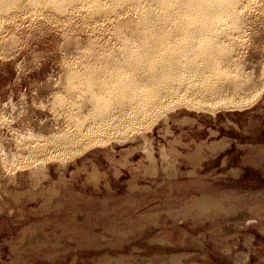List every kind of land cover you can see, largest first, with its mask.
<instances>
[{
	"label": "rangeland",
	"instance_id": "rangeland-1",
	"mask_svg": "<svg viewBox=\"0 0 264 264\" xmlns=\"http://www.w3.org/2000/svg\"><path fill=\"white\" fill-rule=\"evenodd\" d=\"M54 1L0 8V264H264V0H235V18L168 54L194 55L193 85L136 115L128 85L145 79L126 81L97 134L95 94L120 82L133 47L168 56L158 29L185 15L162 20L149 0ZM207 74L255 90L202 95Z\"/></svg>",
	"mask_w": 264,
	"mask_h": 264
},
{
	"label": "bare ground",
	"instance_id": "bare-ground-1",
	"mask_svg": "<svg viewBox=\"0 0 264 264\" xmlns=\"http://www.w3.org/2000/svg\"><path fill=\"white\" fill-rule=\"evenodd\" d=\"M18 0H0V8L4 10V8H9L10 6L12 7L13 5H15ZM65 1H68V0H56L54 2L57 3H64ZM85 1V0H84ZM86 1H89L90 3H94L96 5H98L100 2L99 0H86ZM85 1V2H86ZM110 1V0H109ZM123 2L125 0H112L111 2L113 3H117V2ZM130 1V0H129ZM132 1V0H131ZM149 1H152V3H158L159 5H162L163 8H162V11L161 13L158 15L159 18L162 17L164 18H174V17H178L180 16L181 14H184L185 18H184V21H182V23L177 26V27H174V28H164L163 27H160L161 29H158V32L157 33H162L160 34V38L164 39V41H166V45H164V49L162 51V54H171V55H176L177 52L180 53L181 50H184V48H186L185 44L186 42H189L191 37H190V33H196V34H202V33H208V30L209 28H211V24L212 23H216L215 21H219L221 20L222 18H224V15L227 17L228 16H231L232 18H235V15L233 13V9L232 7H235L234 5L236 4L235 3V0H149ZM70 2V1H69ZM73 2V1H72ZM121 2V3H122ZM238 2V1H236ZM67 3V2H66ZM88 3V2H87ZM89 3V5H91ZM134 3V2H133ZM140 3V2H139ZM235 3V4H234ZM239 3V2H238ZM39 4V3H38ZM49 4V3H48ZM69 4V3H68ZM67 4V5H68ZM93 4V5H94ZM114 4V5H115ZM119 4V3H117ZM18 5V4H17ZM60 6V4H58ZM57 5V6H58ZM101 5V2L100 4ZM113 5V4H112ZM111 5V6H112ZM140 5V4H139ZM138 6V5H137ZM145 6V5H144ZM150 6V5H149ZM170 6V7H169ZM172 6V8H171ZM10 7V8H11ZM61 7V6H60ZM173 9V10H169V8ZM59 8V7H58ZM100 8V7H99ZM160 8V9H161ZM17 9V8H16ZM96 9V8H94ZM152 9V8H151ZM148 10V9H147ZM2 11V10H1ZM2 11V12H3ZM145 11V10H144ZM235 11V10H234ZM159 12V11H158ZM183 12V13H182ZM155 13V12H154ZM147 14V13H146ZM143 15V14H142ZM147 15H150L147 14ZM147 15H143L142 18L144 17H147ZM152 16V15H151ZM150 16V17H151ZM157 16V17H158ZM150 17H147L150 18ZM154 19V17H152ZM183 18V17H182ZM181 18V19H182ZM241 18V17H240ZM146 19V18H144ZM150 20V19H148ZM175 19V18H174ZM178 19V18H177ZM143 20V19H142ZM158 20V18H157ZM156 20V21H157ZM163 20V19H162ZM232 20V19H231ZM145 21V20H144ZM145 21V22H146ZM154 21V20H153ZM152 21V23H153ZM160 20H158L159 22ZM166 21V20H165ZM235 21V20H234ZM237 21V20H236ZM144 22V23H145ZM164 22V21H163ZM175 22V20H174ZM178 22H180V18L178 19ZM149 22H147V25H148ZM151 23V22H150ZM156 23V22H154ZM165 23V22H164ZM218 23V22H217ZM146 24V23H145ZM157 24V23H156ZM168 24V22H167ZM173 24V23H172ZM153 25V24H152ZM150 24V26H152ZM162 25V24H161ZM215 25V24H214ZM157 26V25H156ZM159 26V24H158ZM157 26V28H159ZM149 27V25H148ZM154 28V26H153ZM155 30V29H154ZM153 30V31H154ZM150 31V30H149ZM212 31V30H211ZM172 33H184L183 36L179 37L177 40H175L174 42L173 41H170L169 37L172 36ZM177 34V35H178ZM209 34V33H208ZM207 34V35H208ZM218 34V33H217ZM193 35V34H192ZM152 36V35H151ZM205 36V35H204ZM217 36V35H216ZM146 37V36H145ZM194 37V36H193ZM207 37V36H206ZM218 37V36H217ZM216 37V38H217ZM148 38V37H147ZM214 38V37H213ZM151 39V38H149ZM147 40V39H146ZM160 40V39H159ZM193 40V38L191 39ZM207 40V39H206ZM220 40V39H219ZM145 40H143L144 42ZM150 40L148 41H145V42H149ZM152 41V40H151ZM194 41V40H193ZM192 41V42H193ZM191 42V43H192ZM222 42V41H221ZM130 43V42H129ZM163 43V42H162ZM165 43V42H164ZM197 43V42H196ZM207 43V42H206ZM231 43V42H230ZM138 44V43H137ZM150 44V43H149ZM156 44V43H155ZM154 44V45H155ZM195 44V43H194ZM145 47H149L151 49H155L153 48V44L151 46L148 45L147 43L144 44ZM191 45V44H190ZM198 45V44H196ZM206 45V44H205ZM204 45V46H205ZM185 46V47H184ZM188 46V45H187ZM143 47V46H142ZM184 47V48H183ZM132 48V47H131ZM148 48V50H149ZM212 48V47H211ZM142 49V48H141ZM159 49H162L161 48V45L159 47ZM158 49V50H159ZM191 49V48H190ZM200 49V48H199ZM130 48H129V52H130ZM157 50V49H156ZM157 50V51H158ZM194 50V49H191L190 50V53L191 51ZM157 51H155L157 53ZM206 51V50H205ZM204 51V52H205ZM220 51V50H219ZM132 52V53H131ZM131 55L129 56V59L126 61L128 62L129 64V70L123 74L122 78H120V82L117 83L116 85L112 86L111 88H109V90H98L100 91L99 93L96 92L95 89V92L97 94H95V98L92 99V105L89 106L87 108V118L88 121H91L89 124V126L86 128L87 132L89 134H97L98 132L100 133V131L102 132V129H104L105 126H107L108 124V119H110L108 117V112L110 111V108H111V102H112V98H114L115 96V93H119V90H123L125 91V88L127 86L124 85V83L126 81L129 80V82L132 80V79H136V78H143V81L144 83L140 84L141 86H139L138 84H130L128 85L131 90L129 92V89H128V99L130 98V101L132 100V103L130 105V109H131V112L134 114H136V112H146L150 102L152 103V99L154 98L155 100L156 99H159L162 98L163 96H165L167 94V96L169 95V93H173L175 92L180 86L184 85V84H190L192 83V80L193 78L201 75L200 71H199V68H201V66H198V62L194 63L193 62V54L192 56L188 55L187 56V53H186V56H185V59H179V60H174V59H171V57L169 59L165 58L164 56V59L161 60V58L163 57L160 52V56L162 57H158V55H152L151 52L150 54H144L143 51H140L139 48H134L131 50ZM145 52V51H144ZM188 52V50H187ZM195 52V51H193ZM199 52V51H198ZM202 52V51H201ZM207 52V51H206ZM215 52V51H214ZM197 53V51L195 52V54ZM212 53V52H211ZM223 53V52H222ZM225 53V52H224ZM128 54V53H127ZM155 54V53H154ZM178 54V53H177ZM182 54V53H180ZM207 54V53H206ZM226 54V53H225ZM126 55V54H125ZM185 55V54H184ZM182 55V56H184ZM202 55V54H201ZM214 55V54H213ZM222 54H220L221 56ZM166 56V57H168ZM179 56V55H178ZM216 56V55H215ZM124 57V56H123ZM197 57H198V53H197ZM200 57V56H199ZM203 57V56H202ZM226 57V55H225ZM124 58V59H126ZM218 58V57H217ZM209 59V58H208ZM215 59V58H214ZM159 60L160 63H157ZM196 60V58H195ZM204 60V59H203ZM207 60V59H206ZM212 60V59H211ZM231 60V59H230ZM156 61V62H154ZM202 61V60H201ZM224 61V60H223ZM222 61V62H223ZM119 62V60H118ZM125 62V61H124ZM123 62V63H124ZM200 62V61H199ZM218 62V61H217ZM233 62V61H232ZM154 63L156 64H160L159 66L154 65ZM207 63V62H206ZM225 63V62H224ZM230 63V62H229ZM209 64V63H208ZM218 64V63H217ZM110 65V64H109ZM200 65V64H199ZM215 65V64H214ZM223 65V64H222ZM111 66V65H110ZM118 66V65H117ZM208 66V65H207ZM212 66V65H211ZM120 67V66H119ZM122 67V66H121ZM205 67V66H204ZM227 67V65H226ZM229 67V66H228ZM110 68V67H109ZM127 68V67H126ZM206 68V67H205ZM122 69V68H121ZM211 69V68H210ZM212 71H213V74L212 76H216L217 74H221V70H218V68L216 69V67L214 68L212 66ZM221 69V68H220ZM107 70V69H106ZM111 70V69H110ZM108 70V71H110ZM114 70V69H113ZM123 70V69H122ZM126 70V69H125ZM204 70V69H203ZM228 70V69H227ZM115 71V70H114ZM155 71L156 74L154 73ZM206 71V70H205ZM204 71V72H205ZM211 71V72H212ZM113 72V71H112ZM118 72V70H117ZM124 72V71H123ZM152 73L153 72V75L155 74L156 76H153L151 77L152 75L151 74H148V73ZM202 72V71H201ZM229 72V71H227ZM231 72V71H230ZM117 74V73H116ZM205 74V73H203ZM230 74V73H229ZM115 75V74H114ZM151 75V76H149ZM206 75V74H205ZM210 75V73H209ZM209 75L207 74V76L209 77ZM223 75V74H222ZM234 75V74H233ZM141 76H145V77H141ZM211 76V75H210ZM220 77V75H218ZM96 77V75H95ZM95 77L94 75H90L88 77V81L93 84L95 82ZM200 77V76H199ZM198 77V78H199ZM206 77V76H205ZM207 77V82H205L206 84H204V88H202L201 86H203L201 84L200 86V89H195L197 92H202V95L205 94H215L217 96H221L220 98H223V101L224 99H228V98H234L237 96H239L240 92L244 89H246L245 91H247V93L249 92L250 93H253L254 90H255V83H251V82H248L246 84H244L243 86H239V85H236L235 83V86L234 87H224L222 84H220L221 82L218 81H214L213 78H211V80L213 79L212 82H210V79ZM201 78V77H200ZM217 78V77H216ZM223 78V77H222ZM196 79V78H195ZM224 79V78H223ZM239 79V78H238ZM203 80V79H202ZM229 80V78H228ZM134 81V80H133ZM142 81V80H141ZM195 81V80H194ZM204 81V80H203ZM223 81V80H221ZM234 81V80H233ZM245 81V80H244ZM117 82V81H116ZM138 82V81H137ZM162 82L158 88H157V85H159V83ZM236 82V81H235ZM237 82H239L237 80ZM105 83V82H104ZM211 83V84H210ZM230 83V82H229ZM233 83V82H232ZM243 83V82H241ZM126 84V83H125ZM210 84V85H209ZM224 84V82H223ZM227 84V83H226ZM225 84V85H226ZM240 84V83H239ZM193 85V83H192ZM205 85H207L205 87ZM99 86V85H98ZM191 86V84H190ZM190 86H188L190 88ZM261 86V85H260ZM186 87V86H185ZM100 88V87H99ZM199 88V87H197ZM260 88V87H259ZM182 89V88H181ZM179 89V90H181ZM261 89V88H260ZM263 89V88H262ZM91 90V89H89ZM192 90V89H191ZM190 90V91H191ZM92 91V90H91ZM108 91V92H107ZM127 91V89H126ZM185 91V90H184ZM193 92V90H192ZM195 92V91H194ZM260 92V91H259ZM126 93V92H124ZM246 93V92H245ZM257 93V92H256ZM90 94V92H89ZM122 94V93H121ZM174 94V93H173ZM194 94V93H193ZM119 95V94H118ZM178 95V93H177ZM114 96V97H113ZM121 96V95H120ZM166 96V98H167ZM170 96V95H169ZM214 96V95H213ZM244 96V95H243ZM252 96V95H251ZM255 96V95H254ZM90 97V96H89ZM124 97V96H123ZM152 97V99H151ZM172 97V95H171ZM183 97V96H182ZM207 97V96H206ZM246 97V96H245ZM92 98V97H91ZM118 98V97H116ZM165 98V99H166ZM204 98V97H203ZM209 98V97H208ZM215 98V97H214ZM127 99V98H126ZM151 99V101H150ZM163 99V98H162ZM183 99V98H182ZM186 99V98H185ZM206 99V98H205ZM242 99V98H241ZM250 99V98H249ZM122 100V99H121ZM154 100V101H155ZM193 100V99H192ZM237 100V99H235ZM255 100V99H254ZM85 101V100H84ZM88 101V99H87ZM123 101V100H122ZM128 101V100H127ZM161 101V100H160ZM163 101V100H162ZM204 101V100H203ZM209 101V100H208ZM226 101V100H225ZM229 101V100H228ZM242 101V100H241ZM91 102V100H90ZM124 102V101H123ZM129 102V101H128ZM219 102V101H218ZM154 103V102H153ZM168 103V102H167ZM246 103V102H245ZM251 103V102H250ZM85 104V103H84ZM127 104V103H126ZM159 104V103H158ZM157 102H156V105H158ZM90 105V104H89ZM123 105V104H122ZM151 105V104H150ZM246 105V104H245ZM87 106V105H86ZM125 106V105H124ZM234 106V105H233ZM239 107V106H238ZM118 108V107H117ZM150 108V107H149ZM116 109V108H115ZM120 109V108H119ZM133 109V110H132ZM160 109V108H158ZM157 109V110H158ZM115 111V110H114ZM126 113V112H125ZM153 113V112H152ZM106 114H107V117H106ZM113 114V113H112ZM140 114V113H139ZM149 114V113H148ZM131 115V114H130ZM138 115V114H136ZM85 116V115H84ZM135 116V115H134ZM147 116V115H146ZM149 116V115H148ZM114 118V117H113ZM131 118V116H130ZM138 119V117H136ZM135 119V118H134ZM131 120V119H130ZM136 120V119H135ZM110 121H112L110 119ZM137 121V120H136ZM113 122V121H112ZM138 122V121H137ZM85 123V122H83ZM115 123V122H114ZM131 123V122H130ZM110 124V123H109ZM113 124V123H111ZM117 126V125H116ZM107 128V127H106ZM87 133V134H88ZM105 133V132H104ZM91 136V135H90ZM95 136V135H94ZM59 145L63 148V149H66L70 146V143L67 142V141H61L59 143ZM62 150V149H61ZM216 202V201H215Z\"/></svg>",
	"mask_w": 264,
	"mask_h": 264
}]
</instances>
